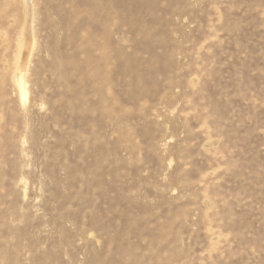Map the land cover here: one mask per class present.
<instances>
[{"label": "rangeland", "instance_id": "1", "mask_svg": "<svg viewBox=\"0 0 264 264\" xmlns=\"http://www.w3.org/2000/svg\"><path fill=\"white\" fill-rule=\"evenodd\" d=\"M0 264H264V0H0Z\"/></svg>", "mask_w": 264, "mask_h": 264}, {"label": "bare ground", "instance_id": "2", "mask_svg": "<svg viewBox=\"0 0 264 264\" xmlns=\"http://www.w3.org/2000/svg\"><path fill=\"white\" fill-rule=\"evenodd\" d=\"M22 78V77H21ZM22 81H23V79H22ZM20 83V82H19ZM20 86V91H21V94H22V98L24 99V100H26V96H27V94H26V88H25V84L24 83H20L19 84Z\"/></svg>", "mask_w": 264, "mask_h": 264}]
</instances>
